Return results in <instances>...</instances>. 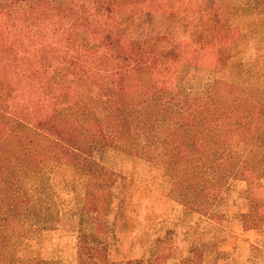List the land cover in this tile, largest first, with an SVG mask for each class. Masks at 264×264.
Wrapping results in <instances>:
<instances>
[{
	"label": "rangeland",
	"instance_id": "374dc122",
	"mask_svg": "<svg viewBox=\"0 0 264 264\" xmlns=\"http://www.w3.org/2000/svg\"><path fill=\"white\" fill-rule=\"evenodd\" d=\"M0 132V264H264V0H0Z\"/></svg>",
	"mask_w": 264,
	"mask_h": 264
},
{
	"label": "trees",
	"instance_id": "16d2710c",
	"mask_svg": "<svg viewBox=\"0 0 264 264\" xmlns=\"http://www.w3.org/2000/svg\"><path fill=\"white\" fill-rule=\"evenodd\" d=\"M147 47V44L141 42V44H138L136 47L138 50H143V47ZM151 48H155V44L154 42H151L150 45H149ZM137 67L139 69V71H143L144 68H142V61L140 59L137 60ZM218 84V83H217ZM81 99L79 101V104L80 105H83V108L86 109V110H90L88 107L90 108H93L96 104V100L94 99H91V98H88L86 99V101L82 100V98H79ZM96 99V98H95ZM220 101L222 100V97H219ZM234 104V103H233ZM232 107H235V106H232ZM221 109V108H220ZM251 110V109H250ZM210 109L207 108V105H206V108H202V109H199L198 110V115L197 117L199 118L198 120L195 119L194 121L198 124V126H194L189 134L187 135H184L182 138H181V143L183 144L187 139L188 137H191L194 141H192L187 149H196L198 151H205L206 152V145L203 144L201 141L199 142L196 137H195V133L199 130V127H200V123L203 122V120L206 122L209 123V118L210 116L212 117L214 112H216V115H219L220 117L221 116H224L225 115V112H222V110H217V111H211L209 112ZM219 112V113H218ZM239 111H237L235 109V111H228V114L231 115V114H238ZM210 113V114H209ZM25 125H23V128H26L24 127ZM20 128L22 127L19 122L16 124L15 128ZM28 128V127H27ZM199 132H201L202 134H205L203 133L202 131L199 130ZM70 133L66 135L65 137V140L62 142L60 141H56V140H52L51 138L47 137V136H43V140L40 141V143L37 145L38 148L37 149H33L31 148V146L27 147L26 148V143H24V140H22L17 134L15 136H13V138H9L11 140H7L6 137H4L3 133L0 132V168H6L8 166V168L12 171H14L16 168H18V166H20L19 168H24V166H21V165H30L29 167L31 168V161L34 160V152L35 151H38V153L40 151H43L44 153L45 152H49L50 154H52L54 157L57 158V160H59L60 162H68L67 164H71V165H74V167L76 168V170H79L81 173L83 174H86V173H89V174H92L94 175V177L97 178V174L98 172L96 170H90L91 168H88V167H84L83 166V163H86V157L84 156H80V154L82 153H77L76 152V148L74 147H68L69 143L67 141L66 143V140L70 137ZM79 151V150H78ZM35 156H37V154H35ZM4 164H6V167H4ZM33 165V164H32ZM0 175H6L5 176V181L6 183L9 184V180L7 178V176H9L8 173H5L4 171L0 172ZM16 175V174H14ZM10 177V176H9ZM18 178L15 177V178H12V181L10 182V185L14 184L16 182ZM94 179V178H93ZM3 182V180H2ZM96 182L95 185L96 187L98 188V186L100 185V187H102V190L100 189L99 190V195L101 193H104V184L103 183H99L98 181H94ZM102 185V186H101ZM99 189V188H98ZM98 193H95V192H92V191H89L88 194L92 196V200L90 201L89 203V207H86V212L85 214H88V217H91V220L93 221V219L95 218L92 214H91V211H90V208H92V206H94L95 204H98L99 205V197L98 198H95V196H97ZM101 197V196H100ZM101 203V201H100ZM0 206H2V202L0 201ZM101 212V210H99V213ZM89 236H85L84 240H83V244L81 246V248L84 250V251H90V250H93V248L91 247V245H95V244H91V241H95L94 238H92L90 241L88 240Z\"/></svg>",
	"mask_w": 264,
	"mask_h": 264
},
{
	"label": "crops",
	"instance_id": "0c3cea01",
	"mask_svg": "<svg viewBox=\"0 0 264 264\" xmlns=\"http://www.w3.org/2000/svg\"><path fill=\"white\" fill-rule=\"evenodd\" d=\"M261 179V178H260ZM259 188H260V186H259Z\"/></svg>",
	"mask_w": 264,
	"mask_h": 264
}]
</instances>
